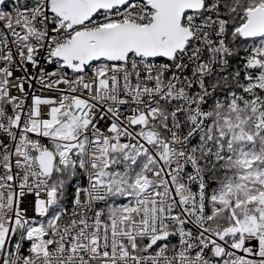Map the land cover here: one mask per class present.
<instances>
[{
  "label": "snow or ice",
  "instance_id": "1",
  "mask_svg": "<svg viewBox=\"0 0 264 264\" xmlns=\"http://www.w3.org/2000/svg\"><path fill=\"white\" fill-rule=\"evenodd\" d=\"M0 264H264V0H0Z\"/></svg>",
  "mask_w": 264,
  "mask_h": 264
}]
</instances>
